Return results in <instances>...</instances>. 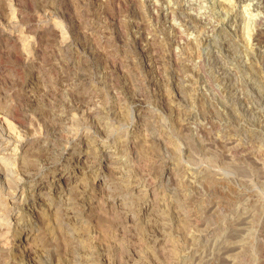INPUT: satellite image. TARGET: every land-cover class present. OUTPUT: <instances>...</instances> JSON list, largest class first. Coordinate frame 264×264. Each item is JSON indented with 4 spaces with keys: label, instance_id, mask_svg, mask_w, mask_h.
I'll return each instance as SVG.
<instances>
[{
    "label": "rangeland",
    "instance_id": "374dc122",
    "mask_svg": "<svg viewBox=\"0 0 264 264\" xmlns=\"http://www.w3.org/2000/svg\"><path fill=\"white\" fill-rule=\"evenodd\" d=\"M6 2L0 0V200H9L12 181H19V199L2 217L11 228L0 235V264H264V0ZM153 38L164 46L161 55ZM53 64L69 67V76ZM29 144L33 154L50 144L56 154L65 151L54 169L42 156L31 171L47 181L64 168V179L75 180L74 197L55 183L48 189L63 217L23 179ZM76 151L96 156L85 175ZM113 173L130 191L110 184ZM100 201L105 210L129 211L134 229L112 225L113 241L107 239ZM73 207L78 215L65 214ZM20 228L36 235L33 248ZM61 233L73 237V252Z\"/></svg>",
    "mask_w": 264,
    "mask_h": 264
},
{
    "label": "bare ground",
    "instance_id": "6f19581e",
    "mask_svg": "<svg viewBox=\"0 0 264 264\" xmlns=\"http://www.w3.org/2000/svg\"><path fill=\"white\" fill-rule=\"evenodd\" d=\"M5 1V5H6V0H4ZM16 1V0H15ZM19 1V0H18ZM22 1V0H21ZM30 1V0H29ZM42 1V0H41ZM58 1V0H57ZM42 4V3H41ZM52 8V7H51ZM140 8V7H139ZM45 9V8H44ZM146 9V8H145ZM7 10V9H6ZM54 10V9H53ZM116 10V9H115ZM143 10V9H142ZM44 12H45V10H44ZM140 12H141V10H140ZM47 13V12H46ZM49 13V12H48ZM12 14V13H11ZM39 14V13H38ZM45 15V14H44ZM57 16V15H56ZM145 16V15H144ZM47 17V16H46ZM54 18V17H53ZM7 19V18H6ZM45 19V18H44ZM61 19V18H60ZM57 20V19H56ZM59 20V19H58ZM53 21V20H52ZM9 22V21H8ZM145 22V21H144ZM55 24V23H54ZM147 24V23H146ZM8 27V26H7ZM56 27H58V26H56ZM144 27V26H143ZM150 28V27H149ZM63 29V28H62ZM147 29V28H146ZM48 30H49V28H48ZM51 31V30H50ZM55 31H57L56 29H55ZM63 31V30H62ZM49 33V32H48ZM46 34V33H45ZM50 34H51V32H50ZM21 35H23V34H21ZM54 36H55V34H54ZM56 36H58V35H56ZM64 36V35H63ZM8 37V38H7ZM17 37V36H16ZM6 38L7 39H14L15 38V36H11V34L10 35H6ZM17 38H21V37H17ZM25 38V37H24ZM48 38V37H47ZM58 38V37H57ZM26 39V38H25ZM65 39V38H64ZM63 39V40H64ZM108 39V38H107ZM16 40V39H15ZM98 40H100V39H98ZM24 41H26V40H24ZM47 41V40H46ZM65 41V40H64ZM11 42V41H10ZM15 42V41H14ZM14 42L13 43H8L9 45H5V47H3V49H9L10 47H12L13 45H11V44H14ZM100 42H102L101 40H100ZM53 43V42H52ZM105 43V42H104ZM106 44H107V42H106ZM150 44H152L153 45V48L156 50V54L157 55H161V52H162V49H163V45H162V43L159 41V40H157L156 38H153L152 39V43H150ZM19 45V44H18ZM21 45V44H20ZM103 45V44H102ZM165 45V44H164ZM56 46V45H55ZM61 46V45H60ZM56 48V47H55ZM59 48H61V47H59ZM67 48V47H66ZM50 49V48H49ZM56 49H58V48H56ZM140 49V48H139ZM151 49H152V47H151ZM138 50V49H137ZM154 50V51H155ZM2 51V50H1ZM38 51V50H37ZM40 51V50H39ZM110 51H112V52H109V53H107V54H109L110 56H111V54H113V56H114V50H110ZM53 52V51H52ZM12 54H15V57H16V59H18V60H20L21 61V58L22 59H24V60H26V57L28 56H24V54H22V53H18V52H16V53H12ZM155 54V53H154ZM174 55V54H173ZM14 56V55H13ZM50 57V56H49ZM157 57V56H156ZM52 58V57H51ZM176 58V57H175ZM111 59V58H110ZM112 59H113V57H112ZM117 60V59H116ZM122 61H124V60H122ZM126 61V60H125ZM124 61V62H125ZM160 61H161V59H160ZM122 63V62H121ZM126 63V62H125ZM64 64V63H63ZM124 64V63H123ZM158 64V63H157ZM54 65V64H53ZM121 66V65H120ZM53 67H55L54 69L56 70V71H58L59 73H60V75L62 76L63 74L65 75L66 73V76H69V72H67L69 69V67H67V65H65V67H67V68H64V67H62V66H58V65H54ZM181 67V66H180ZM73 68V67H72ZM52 70V69H51ZM161 73V72H160ZM134 74V73H133ZM48 75V74H47ZM59 75V74H58ZM183 75V74H182ZM75 76V75H74ZM9 77V76H8ZM183 77H184V75H183ZM2 79V78H1ZM3 80V79H2ZM63 81H64V79H63ZM72 83V85H71V90L73 89L74 91H79L80 90V88L77 86V84H75L74 83V81H71ZM52 84V83H51ZM142 84V83H141ZM40 85V84H39ZM43 87V86H42ZM68 87V86H67ZM38 89V88H37ZM47 89V88H46ZM68 89V88H67ZM40 90V89H39ZM50 90V89H49ZM59 90V89H58ZM30 92V91H29ZM46 92V91H45ZM57 92V91H56ZM98 92V91H97ZM40 93V92H39ZM85 93V92H84ZM16 94V93H15ZM31 94V93H30ZM52 94V93H51ZM27 97H28V95H27ZM78 97V96H77ZM23 98V97H22ZM11 99V98H10ZM13 99V98H12ZM3 103V102H2ZM0 104H1V102H0ZM5 104V103H4ZM10 105V104H9ZM9 105H6L4 108H6V109H8V108H10L9 107ZM2 105H0V107H1ZM13 106V105H12ZM60 106V105H59ZM34 107V106H33ZM3 108V107H2ZM12 108V107H11ZM11 108H10V110H11ZM9 110V109H8ZM12 110H14L13 112H14V114L16 115V117L18 116V114H16V113H18V112H16V108L14 109H12ZM18 111V110H17ZM1 112V111H0ZM4 112V111H3ZM6 112V111H5ZM20 113V112H19ZM39 113H41V111L39 112ZM22 114V113H21ZM20 115V114H19ZM32 115V114H31ZM14 116V115H13ZM42 116V115H41ZM58 116V115H57ZM15 117V116H14ZM30 117V116H29ZM38 117V116H37ZM31 118V117H30ZM52 119V118H51ZM32 121V120H31ZM18 122V121H17ZM23 122V121H22ZM6 123V122H5ZM10 123V122H9ZM24 123V122H23ZM8 124V123H7ZM48 124V123H47ZM11 125V124H10ZM52 125V124H51ZM58 125V124H57ZM26 127V126H25ZM54 127V126H53ZM59 127V126H58ZM15 128V127H14ZM55 128V127H54ZM69 128V127H68ZM10 129V128H9ZM59 129V128H58ZM7 130V129H6ZM12 130V129H11ZM75 131V130H74ZM79 131V130H78ZM65 132V131H64ZM1 133H2V131H1ZM31 134V133H30ZM53 134V133H52ZM62 134V133H61ZM10 135V134H9ZM32 135H34V134H32ZM44 135V134H43ZM65 135V134H64ZM68 135V134H67ZM103 135H104V133H103ZM12 136H14V135H12ZM27 136V135H26ZM49 136H51V135H49ZM74 136V135H73ZM65 137V136H64ZM23 138V137H22ZM26 138V137H25ZM56 138V137H55ZM122 138V137H121ZM42 139V138H41ZM27 140V139H26ZM54 140V139H53ZM10 141V140H9ZM33 141V140H32ZM85 141V140H84ZM227 142V141H226ZM29 142H27L26 141V144H28ZM33 143V142H32ZM164 143V142H163ZM230 143H232V142H230ZM31 144V143H30ZM30 144L29 145H25L26 147L24 148V151H23V153H22V156H21V163H20V165H19V168H20V171H21V173H23L22 174V176H24L23 177V179L25 178L26 179V181H29V182H31V184L29 185V187L32 189V191H35V192H38V193H41V194H45L46 195V197H45V199L46 200H48L49 201V209H51V211H53L54 210V212L53 213H51V214H53L54 216H55V218L56 217H63V214L61 213V211H59V207L57 206V204L56 205H54V201H53V199H52V197L49 195V188H50V186H52L54 183L56 184L55 185V188L56 187H60L61 188V190L64 188V191L65 192H67V193H69L70 194V196H72L71 194H73V197H74V195H75V190H74V188H73V186H72V183L71 182H74L73 180H70L69 181V179L68 180H65V179H67V178H69V175L68 176H66L64 173H62L63 172V170H64V168H60V169H57L58 171H60V172H54L53 173V177L51 178V179H48L47 181L45 180L44 181V179H39L40 177H38V175L36 176H32L31 175V171L33 170V171H37L38 169H39V159L38 158H40V157H42V156H44V157H49L50 158V163H51V166H52V168L54 169L55 168V166H56V164H54L53 165V163H54V160L58 157V156H56L57 154L58 155H60V153H62V155L65 153V151H60V152H58L57 154L55 153V151L57 152V144H53V145H51L50 144V146H48V145H44L45 147H43V148H41L42 149V151H40L39 153H36V154H33V153H35V152H38V151H36L35 150V148H34V151L32 150L33 149V144L30 146ZM35 144V143H34ZM89 144V143H88ZM86 145V144H85ZM237 145V144H236ZM119 146V145H118ZM57 147V148H56ZM67 147V146H66ZM106 147V146H105ZM191 147H192V145H191ZM90 148V147H89ZM149 149H150V146L148 147ZM67 149V148H66ZM136 149V148H135ZM154 149V148H153ZM193 149H195V148H193ZM81 150V149H80ZM105 150V149H104ZM134 150V149H133ZM151 150V149H150ZM149 150V151H150ZM259 150V149H258ZM58 151H59V149H58ZM76 152H78V151H76ZM87 152V151H86ZM89 152V151H88ZM88 152L87 153H84L83 151H80V152H78L75 156H73V158H75V161H76V163H79L80 164V168H82L83 169V172H82V174L83 175H85L90 169H92L93 168V162L94 161H89L88 160V158L89 159H91V158H93L95 155L91 152V153H89L88 154ZM110 152V151H109ZM113 152V151H112ZM134 152H136V151H134ZM95 153V152H94ZM151 153V152H150ZM32 154V155H31ZM105 154V153H104ZM108 154V153H107ZM135 154V153H134ZM142 154V153H141ZM36 155V156H35ZM66 155V154H65ZM94 155V156H93ZM112 156H113V154H111ZM146 155V154H145ZM110 156V155H109ZM96 157V156H95ZM146 157V156H145ZM80 158V159H79ZM112 158H114V157H112ZM5 159V158H4ZM79 159V160H78ZM115 159V158H114ZM67 160V159H66ZM73 160V159H72ZM109 160H111V159H109ZM108 160V161H109ZM8 161V160H7ZM16 161V160H15ZM60 161V160H59ZM74 161V160H73ZM98 161V160H97ZM114 161H117V160H114ZM114 161H109V163H108V167H111V168H115V167H113V165L115 166V163H114ZM147 161V160H146ZM41 162H43V161H41ZM152 162H154V161H152ZM142 163V162H141ZM149 163V162H148ZM157 164V163H156ZM4 165V164H3ZM49 165V164H48ZM116 165H118L117 163H116ZM153 165V164H152ZM61 166V165H60ZM121 166V165H120ZM150 166V165H149ZM148 166V167H149ZM247 166V165H246ZM13 167V166H12ZM132 167V166H131ZM138 167V166H137ZM107 168V167H106ZM124 168V167H123ZM152 168V167H151ZM236 168V167H235ZM244 168V167H243ZM247 168V167H246ZM52 169V170H53ZM126 169V168H125ZM148 169V168H147ZM147 169H145V170H147ZM149 169H150V167H149ZM148 169V170H149ZM7 170V169H6ZM122 170V169H121ZM242 170V169H241ZM3 171H5V170H3ZM80 171V170H79ZM110 171V170H109ZM108 171V172H109ZM126 171V170H125ZM124 171V172H125ZM152 171V170H151ZM214 171V170H213ZM66 172V171H65ZM111 172H114V170L113 171H111ZM123 172V173H124ZM134 173V172H133ZM173 173V172H172ZM213 173V172H212ZM243 173V172H242ZM11 174V173H10ZM35 174H37V173H35ZM111 174V173H110ZM120 174V173H119ZM128 174V173H127ZM211 174V173H210ZM245 174V173H244ZM7 175H9V174H7ZM12 175V174H11ZM158 175H159V173H158ZM172 175V174H171ZM179 175V174H178ZM10 176V175H9ZM20 176V175H19ZM22 176H21V178H22ZM42 176V175H41ZM116 176V175H115ZM115 176H114V173L111 175V182H110V184H112V185H114V186H118V187H120V189L122 188L125 192H127V191H130L129 190V186H128V184L125 182V181H122V179H121V177L119 178L118 177V179H116L115 178ZM133 176V175H132ZM175 176V175H174ZM14 177V176H13ZM66 177V178H65ZM65 178V179H64ZM75 178V177H74ZM123 178V177H122ZM14 179V178H13ZM12 179V180H13ZM214 179V178H213ZM15 180V179H14ZM19 180V179H18ZM84 180V179H83ZM106 180V179H105ZM133 180H135L134 178H133ZM137 180V179H136ZM216 180V179H215ZM7 181V180H6ZM15 181H17V180H15ZM25 181V180H24ZM79 181V180H78ZM217 181V180H216ZM211 182V181H210ZM213 182V181H212ZM5 183V182H4ZM17 183H19V181L18 182H8V184L6 185L7 186V188L8 189H11L12 190V192H9L8 191V194H12L10 197H8V199L9 200H7V198L5 199V200H7L6 201V203H5V205H1L2 203H3V201L2 200H0V235H1V237L3 236V235H5V234H3V232L4 233H6V231H7V233H8V231L10 230V228L11 227H9L8 228V224L6 223L7 221H8V218H2V217H6V216H8L7 214L13 209V205L12 204H14V202L15 201H17L19 198H18V194L16 193L17 192V189H18V187H19V184H17ZM76 183H78V182H76ZM106 183H108V182H106ZM105 183V184H106ZM100 184V183H99ZM101 185V187H102V189H105L106 188V186H104L103 184H100ZM10 187V188H9ZM178 187V186H177ZM132 188V187H131ZM138 188V186H135V187H133V191L134 190H136ZM10 190V191H11ZM14 190V191H13ZM55 190V189H54ZM106 190V189H105ZM132 190V189H131ZM183 190V189H182ZM51 191V190H50ZM104 191V190H103ZM132 191V192H133ZM60 192V191H59ZM96 193V192H95ZM136 193V192H135ZM6 194V193H5ZM59 194V193H58ZM62 194V193H61ZM55 195V194H54ZM64 195V194H63ZM77 195V194H76ZM148 195V194H147ZM237 195H239L238 193H237ZM40 196V195H39ZM61 196V195H60ZM96 196V195H95ZM144 196H146V194L144 195ZM55 197H57V199L59 200L60 199V197L59 196H55ZM65 197V196H64ZM75 197H77V196H75ZM109 197V196H108ZM136 198V200L138 201V203H142V200H143V196H142V192L140 191V190H138L137 189V195L135 196ZM51 198V199H50ZM72 198V197H71ZM103 198V197H102ZM238 198V197H237ZM0 199H1V196H0ZM62 199V198H61ZM69 199V198H68ZM130 199V198H129ZM239 199V198H238ZM35 200V199H34ZM57 200V202L59 203V201ZM70 200V199H69ZM75 200V202H76V199H74ZM100 200V199H99ZM135 200V201H136ZM45 201V200H44ZM63 201V200H62ZM71 201V200H70ZM104 201V200H103ZM177 201V200H176ZM19 202H21V201H19ZM40 202H42V201H40ZM106 202V201H105ZM104 202V203H105ZM197 202V201H196ZM45 203V202H44ZM77 203V202H76ZM100 203L102 204V206H100V209H104L105 210V206L103 205L104 203L103 202H101L100 201ZM100 203H99V205H100ZM114 203V201H112V200H108V202H107V204H113ZM119 203V202H118ZM176 203V202H175ZM60 204V203H59ZM197 204H198V202H197ZM98 205V204H97ZM181 205V204H180ZM16 206V205H15ZM70 206V205H69ZM107 206V205H106ZM110 206V205H109ZM179 206V205H178ZM184 206H186V205H184ZM135 207V206H134ZM41 208V207H40ZM47 208V207H46ZM111 208V207H110ZM67 209V208H66ZM65 209V210H66ZM75 209V207H73L72 209H70V210H67V213H65V214H68V215H71V216H75V213H76V211L74 210ZM198 209V208H197ZM39 210V209H38ZM62 210V209H61ZM82 210V209H81ZM96 211H97V209H95ZM94 210V212H96ZM104 210H102V211H100L99 210V208H98V212L100 211V213L103 215L102 217H104V219L106 220V222H104V224H103V227H102V231L104 232V235H105V237H109V238H107V239H109L110 241H113V240H111V238L113 239L114 238V236H111V234L113 233V231L110 229V227L113 225V226H120V228L122 229V231L124 232H130L132 229H134V217L135 216H133V218L131 217V213L129 212V211H125V210H123V209H111L110 211H108L107 209L104 211ZM127 210V209H126ZM179 210V209H178ZM49 211V210H48ZM64 211V210H63ZM77 211H79L78 209H77ZM104 211V212H103ZM182 211V210H181ZM132 212V211H131ZM79 213V212H78ZM91 213V212H90ZM178 213V212H177ZM65 214H64V216H65ZM77 214V213H76ZM93 214V213H92ZM101 214H99V215H101ZM181 214V213H180ZM10 215V214H9ZM78 215V214H77ZM98 215V214H97ZM40 216V215H39ZM53 216V217H54ZM140 216V215H139ZM44 217V216H43ZM95 217V216H94ZM185 217V216H184ZM187 217V216H186ZM68 218V217H67ZM177 218H180V217H177ZM116 219H117V222L118 223H116V225H115V221H116ZM104 220V221H105ZM107 220H110V222L108 223V221ZM115 220V221H114ZM186 220V219H185ZM98 221V220H97ZM123 221V222H122ZM132 221H133V223H132ZM136 221V220H135ZM178 221V220H177ZM238 221V220H237ZM11 222V221H10ZM15 222V221H14ZM111 222H113V223H111ZM127 222H131L132 223V225H130V226H128V225H126L127 224ZM236 222V221H235ZM12 223V222H11ZM15 223H17V222H15ZM46 223H47V221H46ZM98 223V222H97ZM100 223V222H99ZM140 223V222H139ZM145 223V222H144ZM10 224V223H9ZM130 224V223H129ZM136 225V224H135ZM238 224H236V226H237ZM44 226V225H43ZM66 226V225H65ZM68 226V225H67ZM112 226V227H113ZM134 226V227H133ZM146 226V225H145ZM231 226H232V224H231ZM238 226H240V224L238 225ZM43 228V227H42ZM120 228H118V229H120ZM120 229V230H121ZM235 229V228H234ZM80 230V229H79ZM119 230V231H120ZM75 231V230H74ZM101 231V230H100ZM112 231V232H111ZM233 231V230H232ZM241 231V230H240ZM19 232L20 233H22L21 234V236H22V238H23V242L27 245V247L29 248V249H31V247H32V245H33V243H34V240H35V236L36 235H34V234H31L29 231V233L28 234H26V232L24 231L23 232V228H20L19 229ZM117 232V231H116ZM20 233H18V235H20ZM76 233V232H75ZM119 233V232H118ZM125 233V234H126ZM241 233V232H240ZM239 233V234H240ZM41 234V233H40ZM116 234V233H115ZM61 235H62V233H61ZM65 235V234H64ZM64 235H62V237L64 236ZM70 235V234H69ZM104 235H103V237H104ZM111 237H110V236ZM128 235V234H127ZM71 236V235H70ZM155 236V235H154ZM161 236V235H160ZM232 236H234V234L232 235ZM4 237V236H3ZM2 237V238H3ZM56 237V236H55ZM61 237V238H62ZM72 237V236H71ZM71 237H68L67 235H65L64 237H63V240H62V242H63V244L62 245H64L63 247H65V250H66V252L67 251H69V253L70 252H73V249H74V247L72 246V240H71ZM116 237V236H115ZM235 238H237L238 237V235H237V237L236 236H234ZM73 238V237H72ZM127 238V237H126ZM5 239V238H4ZM41 239V238H40ZM39 239V240H40ZM118 239H120V238H118ZM79 240V239H78ZM105 240V239H104ZM122 240V239H121ZM232 240V239H231ZM60 241V240H59ZM75 241V240H74ZM109 241V242H110ZM154 241V243H156L157 242V240L156 239H154L153 240ZM53 242H55V241H53ZM35 243H37L36 241H35ZM78 243V242H77ZM111 243V242H110ZM236 243V242H235ZM234 243V244H235ZM17 244V243H16ZM24 244V245H25ZM55 244V243H54ZM237 244H238V242H237ZM37 245V244H36ZM82 245V244H81ZM108 245V244H107ZM106 245V246H107ZM151 245V244H150ZM232 245V244H231ZM59 246V245H58ZM110 246V245H109ZM241 246H242V244H241ZM40 247H42V246H40ZM57 247V246H56ZM78 247V246H77ZM108 247V246H107ZM120 247V246H119ZM127 247V246H126ZM236 247H237V245H236ZM33 248V247H32ZM39 248V247H38ZM58 248V247H57ZM76 248V247H75ZM235 248V247H234ZM3 249V248H2ZM1 249V250H2ZM35 249V248H34ZM44 249V248H43ZM80 249V248H79ZM82 249V248H81ZM84 249V248H83ZM123 249V248H122ZM4 250V249H3ZM26 250V249H25ZM137 250V249H136ZM125 251V250H124ZM7 253V252H6ZM63 253V252H62ZM65 253V252H64ZM1 255H2V253H1ZM118 255V254H117ZM2 257V256H1ZM66 257H67V255H66ZM74 257V256H73ZM76 257V256H75ZM121 257V256H120ZM178 257V256H177ZM79 258H81V257H79ZM86 259V258H85ZM80 260V259H79ZM86 261V260H85ZM94 261V260H93ZM97 264V263H96Z\"/></svg>",
    "mask_w": 264,
    "mask_h": 264
}]
</instances>
